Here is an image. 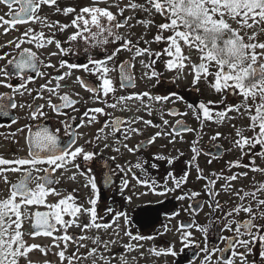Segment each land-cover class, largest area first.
Returning a JSON list of instances; mask_svg holds the SVG:
<instances>
[{
  "label": "snow or ice",
  "instance_id": "1",
  "mask_svg": "<svg viewBox=\"0 0 264 264\" xmlns=\"http://www.w3.org/2000/svg\"><path fill=\"white\" fill-rule=\"evenodd\" d=\"M122 0H117L115 4H108V0H91L88 6L79 8L66 6L61 8L58 0H0V4L7 6L9 11L6 13L7 19L0 16V28H3V34H7L10 30H17L16 26L20 24L40 23L43 27L52 30L49 35H45L43 31L36 32L33 28L26 29L20 36L14 40L8 41L7 46H14L15 53L3 52L0 54V61H5L0 67V87L10 89L8 93H0V113L7 116L8 109H30V118L38 120L46 117L43 111L45 104L33 106L31 104H17L15 95L23 96L25 92L31 96L33 89L28 87V84L34 83L33 76L40 79H46V82L38 85L36 89L37 95L34 99H44L43 93L47 92L49 98L46 106L57 115H64L63 109L73 108L80 102L79 99H72L68 92L61 94L60 89L67 88V83L61 84V81H66L72 76V70L82 68L86 72H90L97 76L100 80L98 87H90L82 77L76 76L75 82L78 83L85 91L93 93L95 100L103 96H108L109 93H114L112 80L108 77L110 71L114 68H109L108 63L115 61L121 51L132 52L133 59L145 54L159 58L161 55H166L169 59L164 61V66L169 71H177L182 73L185 68L191 69L192 85L196 87L203 81L209 88L218 94V100H208L201 102L196 110V119L201 122L212 121L222 124L224 121H231L239 118H246L248 123L246 127L236 128L233 147L240 150L241 157L236 161L228 162V170L233 168H247L253 173L264 174V167H260L255 162V157L259 156L264 159V0H144V3L138 0H128L124 7H120ZM19 5L18 11H13L12 6ZM101 4H107L108 7H100ZM42 6H55V12L68 17L71 14L70 23H61L60 21H50L46 16H41L39 13ZM111 7H116L118 13L114 14L109 10ZM131 10L133 12L139 10L146 14L145 19H138L135 16L124 17V12ZM117 15L122 19L117 20ZM155 16L162 17V22L156 23ZM129 20H136L137 24L143 25L148 30L152 27L156 28V34L151 40H145L140 37L135 43L130 38L132 33L129 31L127 36H121L116 29L128 27ZM7 25L8 27H4ZM72 28L74 31L68 36V42L83 40L91 47H99L108 44L118 45L111 51L107 52L104 59L89 58L87 64H72L66 63L63 60L59 62V67L52 63H45L40 60L37 53L30 48L22 47L23 44H32L37 49L45 48L49 45H55L59 50V54H64V49L61 42L55 39L56 31L65 32ZM167 32L169 35L165 36ZM152 44L164 42L167 46L161 51L153 53L150 48L140 47V43ZM187 49V53H185ZM87 51V49H85ZM107 51V50H106ZM57 55L56 52L50 53V56ZM194 57H198V63ZM143 64V61H141ZM92 65V67H89ZM128 61L119 65L122 80H132L131 76H125V68ZM148 67L149 65H145ZM41 67L52 68L60 72V69L67 68L68 71L62 74L51 75L41 71ZM157 74L153 71L151 77ZM13 78H18L19 86H15L11 81ZM53 82H55L54 86ZM197 90H199L197 88ZM79 97V93H75ZM173 96L175 93L172 94ZM56 96L59 104L52 103L51 97ZM229 96L233 97L231 102ZM148 97L149 99L160 101H168L170 96H151L150 93L144 92L127 97H120L117 103H122L126 100H141ZM87 103V100H85ZM107 107L115 108L116 104H107ZM223 105V109L213 111L210 105ZM145 107L150 108L149 105ZM191 107V106H189ZM139 110V109H138ZM109 115L105 113L103 108L95 107L86 110L83 114L87 118V123L90 125L97 122L96 115ZM236 113V116L230 115ZM149 111V115H151ZM174 113L169 112V115ZM187 115V113H182ZM13 118L12 123H16ZM143 122L147 126L159 127L154 125L150 120L123 121L119 118L113 119L110 122L106 121L103 127L98 129V133L103 132L108 124L112 125L111 135L115 136L121 131V125L127 123L132 124ZM168 121L164 120L163 124L168 125ZM81 127L84 126V121H81ZM177 127H185L177 121ZM28 129V135L25 137L28 145V154L26 157H19L13 160L0 157V180H3L7 185L6 195L0 199V264H38L30 258V254L34 251H39L42 255L47 256L49 248L40 244L28 243L25 236L35 239L36 237H51L53 240L52 247L59 249L55 253L59 257L60 264H83L91 258V264H131L128 256L125 253L113 254L110 245L114 244V240H103L99 234L94 236L80 235L78 237L68 234L70 227H77L81 232H87L91 229L108 231L113 229L115 234L119 236V224L117 223L123 217L125 226H128L131 221L126 213L115 212L111 207L106 209L107 214L112 215L110 222L104 221V217L99 215L98 200L93 198L97 192L96 176L89 168L87 173L80 172L81 165L78 158L82 157L84 163L93 161L96 153L94 151H86L83 145L77 146V138L81 133L70 131L71 126L65 124L64 135L69 139L61 145L57 133L50 131L47 127H39L37 131H33L31 126L25 125L24 128H18L17 132H23ZM186 131H194V129L186 128ZM245 132H250L251 135H245ZM129 133L136 135L141 134L140 129L129 127L123 133V139H130ZM11 135L15 136V133ZM171 133L163 131L156 132L148 141L155 143L156 139ZM217 132L212 136L211 140H216L220 137ZM97 134L95 140H99ZM108 136L105 135L104 140L107 141ZM85 143L93 144V141H85ZM117 143H120L117 140ZM169 143H174L170 140ZM193 142L191 148L192 156L188 161L190 166L194 165L197 172V179H205L202 175L203 170L196 163L198 156L201 154V149H198ZM143 145H137L135 148H129L127 144H122V147L127 149L129 153H135ZM259 146V148H258ZM111 145L107 142L104 148H110ZM219 148V146H216ZM251 153L252 159L249 163H243V156L249 155L245 149H257ZM232 149H228L231 151ZM112 151L120 152V148H112ZM209 155H214L209 153ZM183 156L181 152L178 156L166 157L164 155H155L154 160L166 161L172 165L175 161ZM215 158V156H214ZM110 159L115 160L116 157ZM212 161L209 160L210 164ZM7 166V167H4ZM71 166V167H69ZM156 168L157 165H151ZM72 169L76 171L67 177L69 180H76V174L85 177V188L91 189V195L87 200L90 207H85L83 203H78L73 192L67 194L62 193L55 185L60 184L59 178H53L54 174L59 170L60 177ZM133 169H141L145 171L143 164L121 165L116 164L115 169L111 170L115 173L117 170L127 174ZM20 173V178L13 183L6 173ZM43 173V175H41ZM188 172H182L179 178L173 175L172 171L167 173L164 191L155 192L157 186L155 180H141L135 174L133 179L138 184H142L157 195H166L170 191H176L181 188L188 180ZM216 179H209L205 184V189L209 196L208 207L212 211H223V204L217 199L220 191L235 197L232 207L224 213V230L232 232V236L221 237L225 242L224 248L209 249L205 247V255L202 264H214L212 256L215 252H219L215 264H264V182H257L253 177L251 190L245 188H236L231 182L242 179L248 176V172H236L230 176H224L223 172L212 173ZM171 180L173 187H168V180ZM223 179L225 184L221 186L220 191L216 190L215 185L218 180ZM35 183V187L31 185ZM129 185L127 179H122L120 192L123 194L125 188ZM141 193L140 195H144ZM200 193H191L192 197L199 196ZM60 197L55 203H48V197ZM185 195L177 196V200H184ZM131 201V197H127ZM202 207V205H197ZM44 208L45 211L40 209ZM241 214H244L246 219H237ZM178 215V213H177ZM68 216L70 219H65ZM87 216V222H82L80 217ZM231 217V219H229ZM27 222V227L25 224ZM115 225V228L113 227ZM59 226V227H57ZM198 231L206 234L207 226H198ZM234 226V227H233ZM182 227H184L182 225ZM62 231L63 235H54V233ZM129 237V243L124 244L126 252L139 251L144 245L139 241L151 240V236L134 235L131 231L124 233ZM191 233L184 232L181 237V242L187 246L190 240ZM90 240L95 247H89L85 243H77L76 251L71 255H65L69 241H86ZM135 241L137 243H132ZM60 242L64 243V247H60ZM84 248L85 252L80 253V249ZM237 249H242L238 251ZM154 255H172L177 253L172 247L166 250L149 249ZM225 252H230V256H225ZM107 253V255H105ZM143 256V253H141ZM249 257H252L249 260ZM136 257H132L135 260ZM43 264H51L45 260Z\"/></svg>",
  "mask_w": 264,
  "mask_h": 264
},
{
  "label": "flooded vegetation",
  "instance_id": "2",
  "mask_svg": "<svg viewBox=\"0 0 264 264\" xmlns=\"http://www.w3.org/2000/svg\"><path fill=\"white\" fill-rule=\"evenodd\" d=\"M140 3H144V0H138ZM91 3V0H58V4L61 8L66 6H72L77 8L88 6ZM117 0H108V4H115ZM128 3V0H122L120 2V7H124ZM100 7H108L107 4H101ZM13 11L19 10V5L14 4L12 6ZM114 14L118 13V9L116 7L109 8ZM9 11L7 6L0 4V16H4L7 19L6 13ZM129 10L124 12V17L135 16L139 19L138 15L135 13L131 15L128 13ZM137 12V11H135ZM41 16H46L50 21H60L61 23H70L72 16L74 14L65 17L61 14H57L55 12V6H42V9L39 13ZM122 19L119 15H117V20ZM129 25H134L136 20H129ZM4 27H8L5 25ZM33 28L36 32L43 31L45 35H49L52 30L47 27H43L40 23H27L20 24L16 26L17 30H10L7 34H3V28H0V54L3 52L15 53L14 46H7L8 41L14 40L16 37L20 36L26 29ZM134 28V27H133ZM74 29L69 28L65 32L56 31L55 39L61 42L62 48L65 50L63 55L59 54V50L56 49L55 45H49L45 48L37 49L32 44H23L22 47L30 48L32 51L36 52L39 59L44 61L45 63H52L59 67V62L63 60L66 63L72 64H87L89 58L94 59H104L107 55V52L111 51L113 48L118 45L108 44L99 47H91L89 44H86L83 40L68 42V36L72 34ZM116 31L121 36H127L129 31L132 33L131 39L135 43L142 35H139L136 30L129 29L128 27L116 29ZM155 30V34H156ZM154 33V32H152ZM151 34L149 37L151 38ZM138 37V39H137ZM152 39V38H151ZM142 43V42H141ZM160 44H157L156 50L153 51H161L162 47ZM141 47V46H140ZM164 47V46H163ZM144 48V47H142ZM87 49V51H85ZM107 50V51H106ZM56 52L57 55L50 56V53ZM135 49L132 52L121 51L116 57L115 61H110L108 63L109 68H114V71H110L108 73V77L113 82V87L115 88L114 93H109L108 96H103L102 93L100 95L99 100H95L94 94L87 92L82 88L78 83L75 82V77L80 76L86 82H88L90 87H98L100 84V80L97 79L96 75L91 74L90 72L84 71L82 68H77L72 70V76L66 81H61V84L67 83L69 87L61 88V94L68 92L71 95L72 99H79L80 102L75 106V110L73 108L63 109L62 111L65 113L64 115H57L52 112L46 104L49 98V94L47 92L43 93L44 99H34L37 95L36 89L38 85L46 82V79H40L35 77V74H31L34 79V83L28 84V87L33 89V93L29 96L26 92L23 96L15 95V102L17 104H31L33 106L45 104V108L43 111L47 114L46 117L32 120L30 118V109L25 107L24 109L16 108V109H8V115L5 116L0 113V157L5 159L13 160L19 157H26L28 154V145L26 143L25 137L28 135V129L25 128L23 132H17L18 128H24L25 125L31 126L33 131H37L39 127H47L50 131L55 132L56 129H60V132L57 133L61 145L66 143L69 139L68 136L64 135V126L65 124L70 125V131H76L81 133V136L77 138V146L83 145L86 151H94L96 156L93 161L88 163H84L82 157L78 158V162L81 165L80 172L87 173L89 168L92 169V172L96 176L97 182V192L93 198H97L98 200V211L99 215L104 217V221L101 222H110L112 219L111 214L106 213V209L111 207L115 212H123L126 213L131 223L128 226H125L123 217L119 219L117 222L119 224V230L121 227H124L127 231H131L134 226L143 225L145 226V235L143 236H151L153 239L144 240L139 242H147L149 244V249H157V250H166L169 247H173V243L179 242L180 246L175 251L177 255H154L149 251V257L155 258L156 261H152V264H202L204 258V251H202L205 247L209 249L215 248H224L225 242L222 241L221 237L232 236V232H228L224 230V213H226L230 209V203L232 206L233 201H235V197H232V201L228 202L227 200L220 201V196L223 191H220L219 186L225 184L223 179L218 180L215 188L220 191V195L217 199L223 204V211L216 210L212 211L208 207L209 196L205 189V184L209 179H216L212 176L214 172H206L203 165L210 166L213 162L219 161L220 159L216 157V152L218 150L222 151V158L226 153L227 144L225 141H228L226 138L225 141L220 139L211 140V136H206V133H210L209 126H204V123H214L212 121H204L202 124L200 121L199 125H194L188 123L185 120V115L182 113H186V110L183 107H178L176 105L167 106V108L163 111L164 117H162L161 121L154 120L151 116L147 115L148 110H146V100L152 101L148 97H143V103L141 100H126L122 103H117V100L120 97L132 96L137 93V86L139 84L140 75L135 69V62L133 59V54ZM148 59V67L151 72H155L157 75L153 77L154 87L153 90L149 89L148 93L151 96H172V94H156V81L165 79L162 77L159 72L164 73L168 78V72H163L161 69V64L157 65L159 58L155 56H149ZM152 60L154 61L155 66L152 65ZM125 61H128V65L125 68V76H131L132 80L128 81L127 79H123L121 77L119 65ZM199 62V61H198ZM197 62V63H198ZM5 61H0V67L4 65ZM92 67V65H89ZM159 70V71H158ZM41 71L45 73H50L51 75L62 74L65 71H68L67 68L60 69V72L57 73L55 69L52 68H44L41 67ZM176 79V78H175ZM168 80L173 84V80ZM15 86H19V79L13 78L11 81ZM55 82H53L54 86ZM10 89L0 87V93H8ZM75 93H79V97L75 95ZM175 95L180 98L179 101L184 104L185 101V93L181 91H177ZM194 104H200L201 101L197 96L194 97ZM233 97L229 96V101ZM52 103L59 104L60 100L56 96L51 97ZM87 100V103H85ZM155 101V100H153ZM107 104H116L115 108L107 107ZM157 102V101H155ZM165 102V101H164ZM211 106V105H210ZM100 107L103 108L105 113L109 115H99L92 114L97 116V122L88 124L87 118L83 116L84 112L90 108ZM139 109V110H138ZM196 110L192 108V114H196ZM213 113L219 110H213ZM169 112L174 113L173 115H169ZM196 117V115H195ZM13 118L16 119V123H12ZM119 118L123 121L129 120H137V118H142L143 120H150L154 125H159V127L147 126L143 122H136L132 124H123L121 125V131L117 132L115 136L111 135L112 133V125L108 124V127L104 128L103 132L98 133V129L103 127L106 121L110 122L113 119ZM84 121V126L81 127V121ZM167 120L168 125H164L163 121ZM177 121H179L186 128L194 129V131H186L185 127H177ZM129 127H134L140 129L141 134L136 135L133 133H129L130 139L124 140L123 133L127 131ZM158 131H163L164 133H171L172 135H165L163 137H159L156 139L155 143H149L150 138ZM236 132V131H235ZM15 133V136L11 135ZM99 134L100 139L95 140V137ZM105 135L108 136L107 141L104 140ZM222 138V137H219ZM235 135L232 138L234 141ZM117 140L120 143H117ZM170 140H174V143H169ZM85 141H93V144L85 143ZM105 142L111 145L110 148H104ZM143 142L142 147L136 151L134 154L129 153L127 149L122 147V144H127L129 148H135L137 145ZM193 142L196 143V147L201 149V154L198 156L196 163L199 164V167L203 170L202 175L205 179H197V172L194 165L190 166L188 161L191 159L192 151L191 148L193 146ZM219 146V149H215V146ZM120 148V152L112 151V148ZM259 148V146H258ZM256 149V151L258 150ZM253 152H255L252 149ZM183 153V156L180 157L179 160L175 161L172 165H169L166 161L162 160H154L153 157L155 155H164L166 157H174L178 156L180 153ZM209 153L214 155H209ZM215 156V158H214ZM111 157H116L115 160L110 159ZM258 156H256L257 158ZM252 157H250V160ZM205 161L201 163V161ZM212 162L209 164L208 161ZM140 162L143 164L145 171H141V169H133V171L127 172V174L123 172H119L118 170L113 173L111 170L115 169L116 164L128 165V164H136ZM157 165L156 168H152L151 165ZM7 167V166H4ZM71 167V166H69ZM209 170V168L207 167ZM75 169H72L70 172L65 173L63 177H60L59 170L54 174L53 178H59L60 184L55 185L62 193L73 192L75 189L74 195L76 196L78 203H83L85 207H90L87 203L89 196L91 195V189L85 188V177L76 174V180H69L67 177L75 172ZM169 171L173 172V175L177 178L181 175L182 172H188V180L187 183L184 184L181 188L176 191H170L166 195H157L155 192L164 191L163 185L165 183V177H167V173ZM219 173V172H218ZM136 175L141 180H151L156 181L155 192L145 187L142 184H138L135 179H133V175ZM230 173L228 176L232 175ZM8 178L13 182H17L20 178V173H6ZM43 175V173H41ZM227 176V175H226ZM122 179H127L129 181V185L124 189L123 194L120 192V186ZM235 181L231 183L234 184ZM35 187V183L31 185ZM168 187H173L171 180H168ZM245 188V190H251L248 188V185L241 184L237 185V188ZM7 185L4 184L3 180H0V199H3L6 195ZM203 189V194L201 190ZM198 192L199 196L192 197L191 193ZM141 193H145L144 195H140ZM225 193V192H224ZM227 194V193H225ZM180 195H185L184 200H177L176 197ZM127 197H131V201L127 200ZM145 197V198H144ZM60 197H52L49 196L48 203H55ZM144 198V200H143ZM202 200V207L198 213L194 212V202ZM206 208L209 209V212L206 215V220L201 221V215L205 214ZM41 211H45L46 209L41 208ZM178 213V215H177ZM66 220L70 219V217L65 216ZM247 217L244 214H241L237 219H246ZM82 222H87L88 217L82 216L80 217ZM231 219V217H229ZM182 225L184 227H182ZM198 226H207V233L204 234L201 231L197 230ZM27 227V223L25 224ZM59 227V226H57ZM115 228V225L113 226ZM174 227V232L172 233V238H169V228ZM234 227V226H233ZM184 232H190L191 237L188 241L187 246L181 242V237ZM62 231L54 233V235H63ZM68 234L78 237L80 235H88L94 236L99 234L103 240H109L105 238L114 237L115 232L113 229H109L108 231L91 229L87 232H81V230L77 227H70L68 229ZM28 237V236H25ZM30 241L35 242L38 240L51 239V237H36L35 239L28 237ZM77 243H85L88 244L89 247H95L91 243L90 240L86 241H69L68 246L71 247L72 251L71 255L74 251H76ZM136 243V242H135ZM60 244L64 245L63 242ZM238 251H242V249H237ZM80 253L83 254L85 252L84 248H81ZM220 255L219 252H215L212 256V260L215 264L217 257ZM225 256H230V252H225ZM170 259V260H169ZM252 257H249L251 260ZM88 264V261H85ZM239 264V261H237Z\"/></svg>",
  "mask_w": 264,
  "mask_h": 264
},
{
  "label": "rangeland",
  "instance_id": "3",
  "mask_svg": "<svg viewBox=\"0 0 264 264\" xmlns=\"http://www.w3.org/2000/svg\"><path fill=\"white\" fill-rule=\"evenodd\" d=\"M129 14L134 15L135 13L138 15L139 19H145L146 18V14L137 10V12H133L131 10L128 11ZM155 22L158 24L160 22H162V17L160 16H155ZM131 29H134L137 31V33L139 35H142V37H144L145 40H151V38L154 37L155 35V27H152L151 29L146 30L143 25L137 24V22L135 23L134 28L132 27ZM154 32V33H152ZM152 35L151 38L149 37V35ZM165 36L169 35V33L165 32L164 33ZM138 39V37H137ZM162 47L161 52L163 50L164 47H166L167 45L164 42L159 43ZM141 47L144 48H150L151 51H155L156 50V46L157 43H152V44H146V43H140ZM164 46V47H163ZM185 53H187V49H185ZM148 55L145 54L143 56H139L136 57L134 59L135 62V69L136 71L139 73L140 75V79H139V84L137 86V93H144V92H148L149 89L153 90L154 87V81H153V77H151V70L149 69V67H146L145 65H148ZM169 59V57H167L166 55H161L159 57L158 62L156 61L157 65L161 64V69L163 72H168V78L173 80V84L168 80L167 76L161 72H159V74L164 77L165 79L156 81V94H173L176 93L177 91H181L185 93V101L184 104H182L176 95H172L171 99H169L168 101H160V102H155V101H148L146 100V105H149L150 108L146 107V110H148V114L149 115V111H151V116L154 120L156 121H161L162 117H164L163 111L167 108V106L170 105H176L178 107H183L186 110L187 115H185V120L188 121V123L194 125V123L196 125H199V122L196 120L195 115L192 114V107L190 106L191 102H194L195 100V96H197L201 101H208V100H218L219 96L218 94L214 93L209 86L204 83L203 81H201V83L199 85H197L196 87H193L191 81H192V75H191V69L190 68H185L183 70L182 73H178L177 71L173 70V71H169L165 68L164 66V61ZM195 62H198V57H194ZM141 61H143V64L141 63ZM152 65L155 66L154 61L152 60ZM158 70V71H159ZM176 78V79H175ZM197 88L199 90H197ZM216 106H222L217 104ZM230 115L232 116H236V113H230ZM248 121L246 118H239L237 117V119L235 120H231V121H224V123L222 124H218V123H209L206 124L204 123V126L206 125H210L209 129H210V133H206V136H214L217 132H219L221 135L220 137L222 138H218L222 141H225V139L227 138L228 141H225L227 144V149H226V153L224 154L223 158H221L219 161L213 162V164L211 165V167L205 166L203 165L202 168L205 169L206 172H215L216 173H220L223 172L224 176H228L230 173H236V172H244L247 171L248 172V176L244 177L242 179H238L234 182L235 187L237 188V185H248V188L251 189V185L253 182V177L255 178V180L257 182H264V174L261 173H253L251 172L249 169L247 168H233L231 169V171L228 170V162L229 161H236L238 158L241 157L242 153L240 152L239 149L233 147V141L232 138L235 135V131L236 128H240V127H246ZM235 125L236 128H233L232 125ZM245 135H251L250 132H245ZM232 149L231 151H228V149ZM254 151H256V149H253ZM246 152L249 153V155H245L243 156V163H249L250 162V157H251V153L253 152L252 149H245ZM205 161H201V163H204ZM255 162L258 166L260 167H264V159H261L259 156L256 158L255 157ZM207 167L209 168V170L207 169ZM219 188L221 189V186H219ZM201 193L203 194V189L201 190ZM145 198V197H144ZM143 198V200H144ZM220 201L222 200H227L228 202L232 201V197L230 198L228 194H225L224 192L222 193V195L219 197ZM264 198V197H262ZM49 201V199H48ZM230 206L232 207L231 203ZM209 212V209L206 208L205 214L201 215V221H205L206 220V215ZM27 223V222H26ZM125 231H127L124 227H121L119 230V236H117L116 234L114 235V237L111 238H105V239H109V240H114L115 243L110 245L111 248V252L113 254H117V253H125L129 260L131 261V264H152V261H156L155 258L149 257V244L147 242H139L140 244H143L144 247L139 249V251H133V252H126L125 248L123 247L124 244L129 243V237L126 236L124 233ZM145 226L143 225H135L134 228L131 229V232L136 235H145ZM174 232V227H170L169 228V238H172V233ZM25 239L28 241V243H35V244H40L42 246H47L50 250L48 252L47 256L42 255L39 251H34L33 253L30 254V258L33 261L38 262V264H43V262L45 260H48L51 262V264H60L59 261V257L55 255V253L57 251H59V249L52 247L53 244V240L51 239H44V240H38L35 242H32L29 240L28 237H25ZM132 243L135 244V241H131ZM137 243V242H136ZM180 246V243L175 242L173 243V247L174 250L176 251ZM60 247L63 248L64 245L60 244ZM72 251L71 247L68 246L67 247V251L65 253V255L67 256V254H70ZM141 253H143V256H141ZM105 255H107V253H105ZM132 257H136L135 260H132ZM170 260V259H169ZM23 264V262H22ZM65 264H67V262L65 261ZM83 264H86V262L84 261ZM88 264H91V258H89L88 260ZM99 264V262H98Z\"/></svg>",
  "mask_w": 264,
  "mask_h": 264
},
{
  "label": "water",
  "instance_id": "4",
  "mask_svg": "<svg viewBox=\"0 0 264 264\" xmlns=\"http://www.w3.org/2000/svg\"><path fill=\"white\" fill-rule=\"evenodd\" d=\"M217 147L215 146V149H216ZM220 148V147H219ZM219 148H217V149H219ZM216 157L217 158H222V151L221 150H218L217 152H216ZM197 205H202V200H198V201H195L194 202V212L195 213H198L199 211H200V209H201V207H197Z\"/></svg>",
  "mask_w": 264,
  "mask_h": 264
},
{
  "label": "trees",
  "instance_id": "5",
  "mask_svg": "<svg viewBox=\"0 0 264 264\" xmlns=\"http://www.w3.org/2000/svg\"><path fill=\"white\" fill-rule=\"evenodd\" d=\"M190 106L194 109H197L198 108V104H194L193 102L190 103ZM211 109L213 110H222L223 109V105L220 107V106H216V105H211L210 106Z\"/></svg>",
  "mask_w": 264,
  "mask_h": 264
}]
</instances>
